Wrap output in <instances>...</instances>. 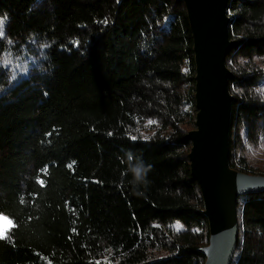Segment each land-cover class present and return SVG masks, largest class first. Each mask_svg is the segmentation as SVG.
I'll list each match as a JSON object with an SVG mask.
<instances>
[{
    "label": "trees",
    "instance_id": "16d2710c",
    "mask_svg": "<svg viewBox=\"0 0 264 264\" xmlns=\"http://www.w3.org/2000/svg\"><path fill=\"white\" fill-rule=\"evenodd\" d=\"M228 14L230 163L256 173L264 0H229ZM0 19V264H204L185 1L0 0ZM237 209L231 264H264V190Z\"/></svg>",
    "mask_w": 264,
    "mask_h": 264
},
{
    "label": "water",
    "instance_id": "95a60500",
    "mask_svg": "<svg viewBox=\"0 0 264 264\" xmlns=\"http://www.w3.org/2000/svg\"><path fill=\"white\" fill-rule=\"evenodd\" d=\"M193 34L195 60V126L186 136L191 172L199 182L209 241L201 247L204 264H231L239 239L237 200L240 194L264 190V174L230 163V125L234 71L226 58L236 44L230 35L229 0H184Z\"/></svg>",
    "mask_w": 264,
    "mask_h": 264
},
{
    "label": "rangeland",
    "instance_id": "374dc122",
    "mask_svg": "<svg viewBox=\"0 0 264 264\" xmlns=\"http://www.w3.org/2000/svg\"><path fill=\"white\" fill-rule=\"evenodd\" d=\"M254 63L260 69L264 70V56H258L254 58ZM181 89L186 93L188 91V85L182 84ZM249 162L256 168V173L264 174V142H261L258 146H251L248 151ZM177 225L179 228H185V224L177 220ZM11 220L8 216L0 213V232H5L9 230L11 226Z\"/></svg>",
    "mask_w": 264,
    "mask_h": 264
},
{
    "label": "snow or ice",
    "instance_id": "6c2138e0",
    "mask_svg": "<svg viewBox=\"0 0 264 264\" xmlns=\"http://www.w3.org/2000/svg\"><path fill=\"white\" fill-rule=\"evenodd\" d=\"M3 24H4V20L0 19V37L3 36ZM6 233L5 232H0V238L5 237Z\"/></svg>",
    "mask_w": 264,
    "mask_h": 264
}]
</instances>
